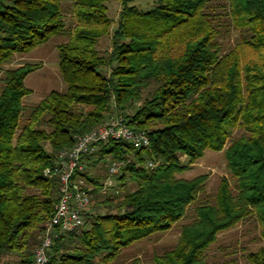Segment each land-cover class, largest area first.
<instances>
[{
    "label": "trees",
    "instance_id": "1",
    "mask_svg": "<svg viewBox=\"0 0 264 264\" xmlns=\"http://www.w3.org/2000/svg\"><path fill=\"white\" fill-rule=\"evenodd\" d=\"M118 1L123 8L111 33L109 0H76L69 29L63 0H0V73L15 54L59 34L68 38L58 46L66 91L51 92L28 114L25 81L38 66L6 69L0 77V264H34L60 198L58 179L45 174L58 152L109 117L127 114L147 91L143 105L125 118L149 134V148L115 141L101 148L94 165L108 158L131 161L118 179L122 195H98L106 177L84 173L95 194L92 209L108 212L91 213L87 229L58 240L49 264H115L126 249L183 220L190 221L177 245L154 255V264H208L206 254L219 235L249 219L258 222L264 241V0H225L228 27L240 34L228 53L219 41L221 18L210 12L218 0H159L147 12L134 0ZM108 35L112 51L102 55L99 44ZM236 130L244 134L233 139ZM207 150L225 151L233 182L224 178L215 202L198 204L189 216L206 177L178 175ZM149 159L161 165L138 166ZM128 182L133 191H126ZM65 239L74 246L64 245ZM247 261L264 264V249L249 253Z\"/></svg>",
    "mask_w": 264,
    "mask_h": 264
},
{
    "label": "rangeland",
    "instance_id": "2",
    "mask_svg": "<svg viewBox=\"0 0 264 264\" xmlns=\"http://www.w3.org/2000/svg\"><path fill=\"white\" fill-rule=\"evenodd\" d=\"M76 0H63V17L66 27L69 29L74 24V2ZM133 5H136L141 11L147 12L154 9L159 0H134ZM130 3V4H132ZM108 15L113 20L114 25L111 28V33L114 32L117 22L120 18L122 11V3L118 0H109ZM210 12L221 18L223 29L219 39L222 44L223 51L225 53L235 49L240 43V34L238 31L228 27V12L227 1L218 0L214 1L210 5ZM112 36L108 35L104 37L99 44V50L102 55L111 53L112 51ZM68 42L67 36L59 34L37 49L30 53L15 54L11 60L3 65L0 77L3 76V72L6 69H17L25 67L27 65H37L38 70L30 74L25 81V86L31 91V94L24 99V104L27 109V114L32 108L38 106L43 99H45L51 92L57 91L64 93L67 89L59 71V51L58 46ZM2 83H0V87ZM148 91L144 94L142 101L135 102L132 106L128 107L127 114H135L138 108H140L144 101L147 99ZM127 114H122L125 118ZM119 117H109L108 119ZM126 119V118H125ZM244 134L242 130H236L233 139H237ZM229 142L228 145H230ZM45 148L52 152V148L47 143ZM188 158L181 157V163L188 165ZM91 176H105L107 175L105 165H94L90 169ZM205 176L206 182L203 190L199 196L197 204L190 207L188 215L194 214V208L201 203L215 202V197L221 182L224 178L233 182L232 175L228 169L225 151L214 152L207 150L202 159L192 166L191 169L183 174L178 175V178L185 180H192L196 177ZM103 181V180H102ZM87 187L92 189L93 186L87 184ZM135 189V184L128 182L126 191L130 192ZM120 196L122 195V189ZM108 197H116L117 195L110 192ZM119 195V194H118ZM108 211L102 207H93L92 214H106ZM115 213V212H114ZM88 221V216L86 222ZM190 220H183L176 224L175 227L163 235L157 236V239L151 241H144L135 244L133 247L126 249L122 255V259L115 264H154V255H163L164 252L173 249L182 233V226L189 223ZM89 226L85 225V229ZM261 229L258 222L254 219H249L239 226L226 231L219 235L218 241L211 246L206 254V262L208 264H249L247 261V255L249 253H256L261 249H264V241L261 239ZM64 245L67 247H73L74 244L68 240H64ZM66 248L65 250H67ZM71 249V248H69ZM64 250V251H65ZM69 251V250H67ZM10 261V260H9Z\"/></svg>",
    "mask_w": 264,
    "mask_h": 264
},
{
    "label": "built area",
    "instance_id": "3",
    "mask_svg": "<svg viewBox=\"0 0 264 264\" xmlns=\"http://www.w3.org/2000/svg\"><path fill=\"white\" fill-rule=\"evenodd\" d=\"M112 141L124 142L136 149H147L150 146L147 132L133 129L124 117H116L101 127L76 137L73 147L58 152L54 169L47 170L45 174L58 179L60 198L55 205L43 240L34 253V264H49L50 253L55 243L85 227L95 194L87 187L86 179L82 175L92 168L91 165H94V159L101 148ZM130 163V160L108 158L105 163L107 175L97 194L103 197L110 196V192L120 194L118 179ZM160 165V161L153 159L138 164L149 170H155Z\"/></svg>",
    "mask_w": 264,
    "mask_h": 264
}]
</instances>
